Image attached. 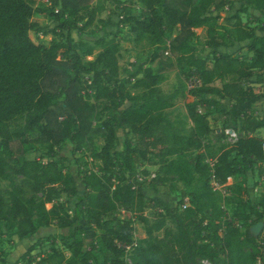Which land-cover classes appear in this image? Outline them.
I'll return each mask as SVG.
<instances>
[{"label":"trees","instance_id":"trees-1","mask_svg":"<svg viewBox=\"0 0 264 264\" xmlns=\"http://www.w3.org/2000/svg\"><path fill=\"white\" fill-rule=\"evenodd\" d=\"M107 1L49 0L38 8L36 0H0V225L22 240L51 224L68 229L66 251L52 246L33 256V244L21 256L24 264H91L78 237L87 233L91 250L101 254L99 264H126V257L131 264H200L203 258L211 264H264V194L251 224H238L226 207L252 203L253 186L224 185L254 160L262 174L264 138L255 133L264 116L258 118L253 105L264 98V89L254 90L264 86V22L246 26L240 13L251 7L264 15V0H129L142 6L143 16L124 8L119 21L148 49L144 59L128 64L119 62L113 37L80 36ZM36 11L51 23L33 21ZM198 28L205 30L210 58L196 54ZM30 32L58 39L35 43ZM96 49L98 55L87 60ZM242 49L251 53L249 60L238 56ZM171 69L179 89L164 94L160 84ZM178 95L185 98V113L172 120L169 109ZM211 108L222 113L225 128L237 132L234 143L225 128L214 142L207 139ZM97 138L100 147L94 146ZM85 141L97 164L93 169L84 163L72 174L54 158L55 149L70 143L72 152L80 151ZM30 149L46 158H27ZM152 181L174 182L182 190L174 206L152 198L160 211L149 220L143 211L146 193L156 191ZM213 181L222 189H214ZM134 219L144 226L143 238L133 236ZM257 222L263 227L254 235L251 225Z\"/></svg>","mask_w":264,"mask_h":264},{"label":"rangeland","instance_id":"rangeland-1","mask_svg":"<svg viewBox=\"0 0 264 264\" xmlns=\"http://www.w3.org/2000/svg\"><path fill=\"white\" fill-rule=\"evenodd\" d=\"M95 2V0H92ZM118 3L113 0H108L106 2L105 9L96 15L93 23L86 27L83 32L80 34L81 38L93 40L98 37L105 38H114L119 44V62L122 64H128L130 61H134L135 59H144L146 57L147 45L142 42L140 44H136L134 41L133 34L129 31L128 27L121 23L119 20L121 19V11L126 8V10L130 11L135 16H143V8L139 3L130 2L129 0H117ZM49 0H36V5L38 8H44L49 6ZM234 4V8L237 7V4ZM227 7V6H226ZM220 12L219 22H222V18L225 15V8ZM230 12V11H229ZM241 21L246 26H255L260 27L264 22V15L259 13L257 10L249 7V9L240 13ZM51 17L46 13L35 12L32 16V20L37 22L40 25H47L51 23ZM110 20V21H108ZM110 23H108V22ZM84 20L81 21L78 26L83 24ZM111 23H117V25H113ZM195 32L198 35V39L193 43V46L196 50V54L201 56L202 58L208 57L210 58V49L206 47L205 40V30L203 28L195 29ZM174 32L166 34V43L168 44V40L173 37ZM30 38L35 43H44L48 44L51 39L56 38L53 35H40L33 32L29 33ZM237 47V46H236ZM233 48L235 51L237 49ZM100 50L96 49L93 51L91 56H87V60H92L95 58ZM238 56L245 60H249L251 57V53L246 51L245 49L240 50ZM175 69H171L166 73V79L160 84V89L164 94H170L171 92L179 89V82L175 76ZM194 84V79L186 81V85L191 87ZM216 85L219 86V82H216ZM264 89L263 85H254V90L257 92H262ZM202 98H215V96L211 95H203ZM193 97H188L187 100H192ZM174 105L169 109L170 119L183 117L185 113V98L180 97L179 95L174 99ZM225 105H229V101H224ZM199 111L203 112L202 108H198ZM212 114L209 115V125L211 127V133L208 136V140L212 143L216 138H219L223 133L224 128L226 127L224 124V116L221 112L217 111V109L211 108ZM254 114L261 118L264 116V98L258 101L253 105ZM185 122V118H183ZM228 124V123H227ZM227 129V128H225ZM257 136L264 138V127L256 131ZM119 145L117 148L121 147L122 141V133L119 131L118 134ZM102 145L101 139H96L94 141V146L100 147ZM72 144L64 143L61 148L57 147L55 149L54 158L64 164V168L70 171L72 174H76L77 171L81 170L85 167V164L90 168H95L97 164L96 161H91V146L85 141L82 145V149L80 151L71 150ZM27 158H46V154L41 152L40 150L30 149L26 154ZM74 159H78L75 161ZM211 158H206L205 162L209 163ZM259 161H253V164L246 170L243 175L228 178L227 182L224 185L231 184L232 182H249L250 186H253L252 190V203H247L245 207L242 206H229L226 207V215L228 218H232L238 224H251V221L255 218V211L259 212L262 208L257 205V201L261 195L264 194V162L261 163L262 166V174L259 173L258 165ZM139 167V166H138ZM141 169L154 171L155 166H140ZM151 185L155 188V192H147L145 202L146 207L143 211V214L147 216L149 220L154 219L156 214L160 211L159 207H152L156 201L152 200V198H157L158 200H162L172 204L173 206L178 204L180 200V194L182 187L180 184L174 182H165L159 184L156 181H152ZM0 186L2 188L5 187L4 182H0ZM173 186V187H172ZM224 191V190H223ZM61 200H65V196L62 195L60 197ZM151 199V200H150ZM49 206V205H47ZM246 215L249 218H244ZM115 216L118 219L123 218V214L120 211L115 212ZM261 223L262 222H258ZM133 224V236L138 239L139 236L145 233L143 224L138 220L134 219L132 221ZM255 224L251 225V231L255 233ZM168 227H171V224H168ZM68 232V229H61L56 227L54 224H51L45 228H39L38 231L32 236L26 239H19L16 234L7 231L4 229L2 225H0V249L2 250V255L0 256V264H4L3 257L9 261V264H13L16 261H19L18 264H24L25 260L21 258V256L26 252L27 248L30 245L35 244V249L31 252L33 256H42L49 252L50 247H54L61 251H66L65 247L62 244V240L64 235ZM145 236V235H144ZM143 236V237H144ZM78 237H82L84 239V248L83 252L87 254L91 261V264H99L102 261L101 254L97 251V249L91 250L90 245V234L87 233L85 235L80 234ZM126 261V260H125ZM200 263V260H199ZM126 264H129L126 262Z\"/></svg>","mask_w":264,"mask_h":264},{"label":"built area","instance_id":"built-area-1","mask_svg":"<svg viewBox=\"0 0 264 264\" xmlns=\"http://www.w3.org/2000/svg\"><path fill=\"white\" fill-rule=\"evenodd\" d=\"M165 54H168V51H166ZM225 134L227 135V141L230 142V143H234L237 140V138H238L237 132L235 130L231 129V128L225 129ZM262 149L264 150V142L262 143ZM209 164L212 165V161H210ZM153 176H154V174L151 173L150 177H153ZM138 179L141 180L142 177H138ZM212 187L214 189H222V186L217 184L214 181L212 182ZM126 249H129V247H126ZM126 262L131 264V261H130L129 257H126ZM200 264H211V263L209 262L208 259H204L203 258V259H200Z\"/></svg>","mask_w":264,"mask_h":264},{"label":"crops","instance_id":"crops-1","mask_svg":"<svg viewBox=\"0 0 264 264\" xmlns=\"http://www.w3.org/2000/svg\"><path fill=\"white\" fill-rule=\"evenodd\" d=\"M257 224H258V222H257ZM262 227H263V223L261 224V227H260L259 231H255V233H254V232H252V233H253L254 235L259 234V233L262 231ZM144 235H145V233H143V235L139 236V238H143Z\"/></svg>","mask_w":264,"mask_h":264},{"label":"water","instance_id":"water-1","mask_svg":"<svg viewBox=\"0 0 264 264\" xmlns=\"http://www.w3.org/2000/svg\"><path fill=\"white\" fill-rule=\"evenodd\" d=\"M255 227H256L255 231H259V229L261 227V223L256 224Z\"/></svg>","mask_w":264,"mask_h":264}]
</instances>
